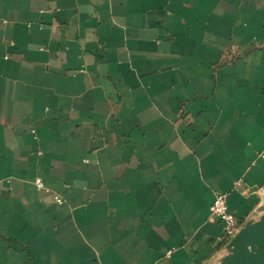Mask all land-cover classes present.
<instances>
[{
    "label": "crops",
    "instance_id": "crops-1",
    "mask_svg": "<svg viewBox=\"0 0 264 264\" xmlns=\"http://www.w3.org/2000/svg\"><path fill=\"white\" fill-rule=\"evenodd\" d=\"M219 194L264 205V0H0V264H219Z\"/></svg>",
    "mask_w": 264,
    "mask_h": 264
},
{
    "label": "water",
    "instance_id": "water-1",
    "mask_svg": "<svg viewBox=\"0 0 264 264\" xmlns=\"http://www.w3.org/2000/svg\"><path fill=\"white\" fill-rule=\"evenodd\" d=\"M219 264H264V205L227 245Z\"/></svg>",
    "mask_w": 264,
    "mask_h": 264
},
{
    "label": "built area",
    "instance_id": "built-area-1",
    "mask_svg": "<svg viewBox=\"0 0 264 264\" xmlns=\"http://www.w3.org/2000/svg\"><path fill=\"white\" fill-rule=\"evenodd\" d=\"M35 184L38 189L44 188V184L41 179H37ZM227 201V194L217 195L210 207V211L212 216L215 217L222 226V235L219 238V242L229 244V242L239 233L242 227L237 216L229 210ZM170 254L171 252H169L167 256H170Z\"/></svg>",
    "mask_w": 264,
    "mask_h": 264
}]
</instances>
